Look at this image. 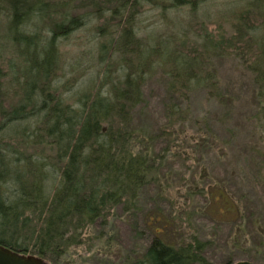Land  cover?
Wrapping results in <instances>:
<instances>
[{
	"label": "trees",
	"instance_id": "1",
	"mask_svg": "<svg viewBox=\"0 0 264 264\" xmlns=\"http://www.w3.org/2000/svg\"><path fill=\"white\" fill-rule=\"evenodd\" d=\"M200 1L174 0L171 6L189 4L196 12ZM144 2L160 4L0 0V243L53 264H72L71 249L86 245L92 255L108 256L118 232L116 221L130 217L137 230L135 217L142 211L146 190L156 187L155 195L169 196L171 209L168 215L160 210L163 214L146 216L153 237L141 255L132 258V251L127 264H216L205 254L210 240L201 238L193 223L199 198L209 202L216 221L232 225L222 264H232L236 257L264 264V230L242 216L241 198L232 196L224 183H196L185 189L179 206L171 196L174 185L167 169L170 160L188 153L196 163L198 148L211 144L197 132L194 149L188 152L184 132L179 134L180 126L193 123L199 128L204 122L193 115L197 89H207L216 104L222 97L209 57L229 49L253 51V44L263 38L247 33L252 14L245 10L233 21L228 39L206 33L202 40H191L187 30L179 38L156 34L153 43L151 35L140 36L136 27L135 13ZM103 14H108L111 30L106 24L96 26L86 54L91 64L81 71L64 63L60 40ZM167 41L173 46H163ZM104 63L107 76L99 86L96 76L74 95L59 87L69 74L77 78L89 66ZM114 66L115 83L109 77ZM157 71L166 77L167 120L152 132L137 127L135 117L144 101L143 87ZM255 82L264 112V81L256 77ZM160 140L165 147L157 151ZM161 220L164 226L152 223ZM137 234L141 238L144 233Z\"/></svg>",
	"mask_w": 264,
	"mask_h": 264
},
{
	"label": "rangeland",
	"instance_id": "2",
	"mask_svg": "<svg viewBox=\"0 0 264 264\" xmlns=\"http://www.w3.org/2000/svg\"><path fill=\"white\" fill-rule=\"evenodd\" d=\"M158 2L160 4L157 5L144 2L138 9L139 12L135 13L140 36L146 38L151 35L149 41L153 43L156 34L162 38L170 35L179 38L180 33H187V30L191 40H202L206 33L216 40L228 39L233 33L232 23L241 12L246 10L252 14L249 19L252 29L247 33H252V37H262L263 40L258 39L253 44V51L251 48L249 51L240 49L236 52L229 49L220 56L209 57L211 73L218 80L217 90L222 94L220 102L216 104L212 101L207 89H197L192 94L193 115L204 119V122L199 128L193 123L179 128V134L184 132L183 145L188 152L191 148L194 149L192 137L197 132L202 138H208L211 144L198 148L196 163L188 153L184 157L170 160L167 169L169 168L171 183L174 185L171 196H175V201H180L179 206L184 203L185 189L194 187L196 183L200 186L203 183L208 186L213 181L224 183L232 196L242 199V216H246L248 222L256 221L264 230V112L257 97L255 82L256 77L264 81V0H202L196 4V12L191 11L189 4L171 6L174 0ZM114 3L115 1L111 5ZM107 17L108 14H103V18L92 20L84 29L60 40L64 63L71 67L78 65L81 71L91 64L86 54L94 43L96 26H104L109 22ZM105 27L111 30L109 25L106 24ZM191 40L192 44L198 43ZM163 46L170 48L173 43L167 41ZM199 46L201 44L197 48ZM116 70L114 66L109 72L113 83L117 82ZM85 71L77 78L75 74H69L70 76L60 80L59 87L64 94L74 95L78 88L96 76L99 86L107 76V64L89 66ZM143 97V103L136 110L135 125L157 132L167 120L168 95L166 77L162 72L157 71L149 76L143 87ZM70 101L72 104L73 99ZM219 144L220 147H217ZM164 145V140L157 141L156 150L159 151ZM146 191L148 194L141 204L142 211L135 217L137 230L133 229L130 217L115 220L118 232L108 256L92 255L86 250L87 245L73 247L70 251L72 264H127L136 255H141L153 237L150 227L147 228L146 216L155 212L163 214L160 210L168 215L171 209L168 204L169 196L155 195L159 191L156 187ZM194 205L198 210L193 218L195 230L201 238L210 240L205 254L214 263L222 264L232 235V225L227 221H216L209 209V202L204 198L196 200ZM118 214L121 215L120 209ZM152 223L155 227L165 225L163 220ZM141 231L144 234L140 238L137 232ZM132 251L133 257L128 258ZM234 260L238 261L237 257Z\"/></svg>",
	"mask_w": 264,
	"mask_h": 264
},
{
	"label": "water",
	"instance_id": "3",
	"mask_svg": "<svg viewBox=\"0 0 264 264\" xmlns=\"http://www.w3.org/2000/svg\"><path fill=\"white\" fill-rule=\"evenodd\" d=\"M0 264H52L51 261L36 254L15 251L0 243ZM232 264H253L247 260H238Z\"/></svg>",
	"mask_w": 264,
	"mask_h": 264
}]
</instances>
